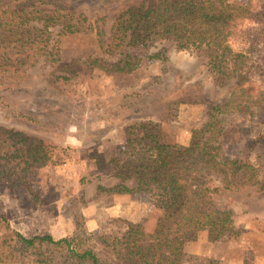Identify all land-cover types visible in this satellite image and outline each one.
<instances>
[{"label":"rangeland","instance_id":"obj_1","mask_svg":"<svg viewBox=\"0 0 264 264\" xmlns=\"http://www.w3.org/2000/svg\"><path fill=\"white\" fill-rule=\"evenodd\" d=\"M141 1L111 5L75 0L76 12L88 18L80 31L59 34V25L49 26L52 38L47 49L43 42L34 50L35 65L1 73L11 83L0 85V218L26 237L50 233L58 239L76 232L103 260L113 263L123 255L117 253L113 237L123 242L131 223L152 233L162 215V199L155 189L123 194L98 191L100 184H116L117 170L140 152V141L134 148L127 144L129 134L143 122L149 129L151 122L158 125L164 141L188 144L195 131L204 129L210 106L227 101L237 91L243 100L236 76L221 84L211 73L207 56L179 49L168 40L149 48L128 47L141 58L140 67L129 74L86 63L96 56L115 60L116 54L103 52L107 43L100 40L110 35L123 8ZM99 29L106 35L100 37ZM37 33L38 38L47 35ZM53 44L56 60L47 54ZM158 51L165 59H148ZM248 64L245 85L254 114L243 132L255 137L249 160L263 185L264 39ZM183 99L189 102L174 105ZM234 180L231 189L213 195L218 208L232 210V230L216 235L203 229L196 239L185 242L183 251L212 257L218 264H264V188L238 185V177ZM128 184L136 185L133 179ZM10 230L0 221L1 251L15 243ZM7 238L11 244L7 242L5 248ZM21 250L13 249L17 257L7 264H37L30 252L21 255ZM3 258L0 264H6Z\"/></svg>","mask_w":264,"mask_h":264},{"label":"trees","instance_id":"obj_2","mask_svg":"<svg viewBox=\"0 0 264 264\" xmlns=\"http://www.w3.org/2000/svg\"><path fill=\"white\" fill-rule=\"evenodd\" d=\"M74 1L0 0V85L11 83V78L1 73L35 65L34 50L43 42L47 49L52 38L49 26L59 25V34L81 30L88 18L76 12ZM100 1L113 5L120 0ZM37 31L47 35L38 38ZM98 34L102 37L104 30L99 29ZM262 39L264 0H143L123 8L110 35L100 40L107 43L102 46L103 52L116 54L115 60L96 56L86 63L107 72L129 74L140 67L141 58L129 52L128 47L149 48L157 41L168 40L179 49L207 56L209 69L221 84L236 76L243 100L237 91L227 101L210 106L204 129L195 131L188 144L164 141L158 125L151 122L149 129H144L147 123L143 122L138 131L129 134L127 144L134 148L132 145L140 141V152L133 153L134 158L117 170L116 184H100L98 191L123 194L155 189L162 199V215L152 233L141 224L131 223L123 242L113 237L118 242L114 246L119 248L117 253H123L118 263L103 260L95 247L85 244L76 232L58 239L50 233L26 237L13 230L4 218L0 221L11 229V241L15 243L8 238L3 241L5 248L7 242L13 246L0 250V262L3 256L6 264L15 262L13 249L20 247L21 255L30 252L37 264H218L212 257L184 252L183 246L203 229L216 235L232 230V210L218 208L213 195L231 189L236 185L235 178H239L238 185L250 183L264 188L249 160L255 137L243 132V125L252 121L254 114L252 96L245 85L251 70L248 62ZM54 46L47 51L52 60L57 59ZM147 57L165 59L162 51ZM185 102L189 100L174 105ZM139 131L143 134L137 137ZM130 179L135 186L128 184ZM107 238L110 237H104Z\"/></svg>","mask_w":264,"mask_h":264}]
</instances>
